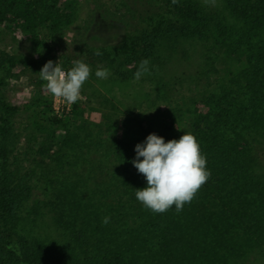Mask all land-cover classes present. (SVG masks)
Here are the masks:
<instances>
[{
  "label": "trees",
  "instance_id": "trees-1",
  "mask_svg": "<svg viewBox=\"0 0 264 264\" xmlns=\"http://www.w3.org/2000/svg\"><path fill=\"white\" fill-rule=\"evenodd\" d=\"M140 1L117 31L91 32L100 43L88 50L114 65H128L127 74L147 58L146 74L159 81L156 92L167 83L162 65L180 56L175 52L185 58L199 53L200 69L189 76L192 92L181 96L178 106L167 105L168 118L131 110L115 120L93 108L102 129L90 142V130L82 127L80 135L71 125L83 111L77 102L58 116L49 92L43 100L21 105L0 96V264H241L249 257L264 259V146L262 152L258 148L264 134V0H210L209 6L200 0ZM63 2L0 0V27L26 35L35 49L27 56L0 48L1 73L17 77L29 70L39 92H45L42 65L51 59L63 67L67 58L40 31L54 36L73 22L74 0L67 11ZM1 73L0 87L5 82ZM192 78L205 81L197 89ZM21 107L27 112L24 129L49 134L46 149L33 148L46 150L37 171L21 170L20 164L11 168L8 162L11 116ZM184 131L199 141L211 175L182 210L173 205L154 213L134 195L146 185L131 163L134 146L150 132L167 141ZM32 180L48 197L44 205L52 213L53 233L29 232L39 207L34 205L33 212L25 207ZM105 216L107 224L102 223Z\"/></svg>",
  "mask_w": 264,
  "mask_h": 264
},
{
  "label": "rangeland",
  "instance_id": "rangeland-1",
  "mask_svg": "<svg viewBox=\"0 0 264 264\" xmlns=\"http://www.w3.org/2000/svg\"><path fill=\"white\" fill-rule=\"evenodd\" d=\"M200 1L208 4V6L210 5V0ZM71 2L72 0H65L61 4L62 9L64 11L69 10ZM140 3V0H74V7L72 9L74 8L75 10V16L69 26L64 27L54 36L48 35L45 29L40 31V35L52 43L60 55L66 56L67 61L65 62V66H63L65 70L76 59H82L90 65L91 74L84 82L80 97L76 101L83 111L78 114L76 119H72L71 121L72 127L80 135H84V132H80L82 127L86 128L85 131H91L92 139L90 137L88 142L95 140L101 128V125L99 126V114L97 111H93V108H101L102 112L110 113L114 116L115 120L125 118L126 112H130L131 110V113L137 114V112H140L142 116L147 114L151 117L156 116V118L164 116L168 118L166 114L170 111V107L176 106L178 101L180 104L181 96L191 93L192 87L194 88L193 83H190L189 76L197 74V70L200 69L198 61L199 53L198 55L195 52L191 53L188 58H185L180 52H175V54L180 56L174 57V59L171 58L169 63L165 66L162 65L160 73L162 80L167 83L159 92H156L155 88L159 81L154 83L155 81L150 79L146 73H143L139 79H136L134 77L136 70L127 74L126 67L128 65H124L123 62L118 66L114 65L108 62V60L99 57L93 51L88 50L91 44L100 43L91 38V32L102 34L107 30H110V33L117 31L115 28L120 24L123 27L124 21L130 18L129 13L127 14L128 10H134ZM0 48L6 52L18 55L28 56L35 52L32 43L26 35L11 32L4 27H0ZM153 60L158 68V61L154 58ZM97 67L109 69L107 78L101 79L95 76L94 73ZM3 73L5 72H2L1 75L4 76L5 82L0 87V96L6 101L21 105L24 102H31L37 98L38 100H43L47 97V89H45V92H39L34 83V75L29 70L20 71V75L17 77ZM184 76H188L187 80L182 79ZM196 79H193V81L196 82ZM204 81L203 78L197 79V83H195L197 89L202 86ZM51 97L54 113L58 116H62L63 113L65 114L74 103H68L63 98L54 97L52 94ZM99 101L102 102L101 105ZM168 104L171 106L168 107ZM83 113L86 115L85 117ZM26 114L25 109L21 107L11 116L10 128L12 129V133L10 134V138L12 139H10L7 146L12 150L9 154L8 162L11 168L20 164L22 166L21 170L34 167L37 171L39 162L44 160L43 157L46 155L44 154L46 152L44 149L50 145L49 134L47 131L33 133L29 132L30 128L24 129ZM104 130H107L106 125L104 126ZM100 138H103L102 134H100ZM259 138L260 143L258 144V148L259 152H262L264 134L260 135ZM36 146L44 147L41 153H37L33 149ZM82 149L88 150L85 146ZM14 155L17 158H14ZM262 159L264 160V156ZM32 182L33 187L27 199L28 204L25 207L31 212H33L32 207L34 205L38 204L39 207L37 214H35L36 220L28 224L29 232L42 235L48 234L47 230H49L53 233V224L49 217L52 213L49 211V207L44 205L48 197L45 196L40 183H35L33 180ZM33 223L34 225H32ZM241 264H264V259H252L249 257Z\"/></svg>",
  "mask_w": 264,
  "mask_h": 264
},
{
  "label": "clouds",
  "instance_id": "clouds-1",
  "mask_svg": "<svg viewBox=\"0 0 264 264\" xmlns=\"http://www.w3.org/2000/svg\"><path fill=\"white\" fill-rule=\"evenodd\" d=\"M148 65L149 60L142 59L134 77L139 79L148 72ZM90 74V65L82 59L73 61L67 70L58 61L49 59L39 70L47 91L68 103L78 100ZM94 74L104 79L109 75V69L97 67ZM134 147L135 157L131 163L146 180V185L136 188L134 195L142 206L154 213L165 212L173 205L179 212L185 203L191 202L211 175L210 169L206 167V156L191 132L184 131L178 139L167 141L163 136L150 132ZM108 222V216L102 218V223Z\"/></svg>",
  "mask_w": 264,
  "mask_h": 264
}]
</instances>
